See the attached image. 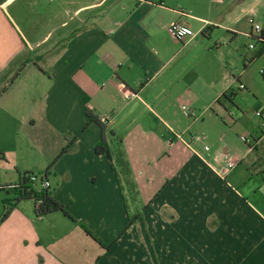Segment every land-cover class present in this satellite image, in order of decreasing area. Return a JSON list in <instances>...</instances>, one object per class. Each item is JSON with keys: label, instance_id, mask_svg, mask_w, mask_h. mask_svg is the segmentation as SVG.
Returning a JSON list of instances; mask_svg holds the SVG:
<instances>
[{"label": "crops", "instance_id": "obj_1", "mask_svg": "<svg viewBox=\"0 0 264 264\" xmlns=\"http://www.w3.org/2000/svg\"><path fill=\"white\" fill-rule=\"evenodd\" d=\"M106 1L0 0V90L6 87L0 94V124H10L8 138L20 140L21 146L27 145L25 149L34 153L38 164L22 168L25 172L45 171L53 162L47 182L55 200L75 219L70 221L60 213L37 218L33 203L22 201L1 221L8 197L0 189V264H264V216L250 202L251 187L264 185L252 183L249 177L256 165L249 157L264 142L262 132L261 137L252 138L253 146L243 158H228V148L217 152L212 163L190 153L158 194L157 206L150 203L139 213L137 200L123 204L111 162L92 151L101 131L88 123L85 110L106 119L104 134L110 149L121 152L122 133L134 138L140 134L139 120L133 116L147 85V80L139 84L136 92V78L130 72L156 66L153 79L159 80L165 64L158 54L147 57L143 43L134 35L139 25L127 14L126 6L116 2L118 8L113 4L104 8ZM238 10L227 12L218 24L220 43H201L206 36L182 43L174 57L187 54V69L197 65L193 68L196 79L184 77L183 87L174 90L205 91L210 95L203 102L207 107L221 106L222 97L224 103L236 106L234 99L244 90L264 125V48L255 43L253 53L243 55L238 47L240 37L246 38L247 33L254 41L248 19H254L257 8L250 4ZM178 17L176 22L189 26ZM242 18L249 32L241 29ZM194 21L206 25V35L210 34L211 19L196 17ZM173 46L175 51L178 43L173 41ZM211 54L217 56L215 63ZM11 64L13 71L1 79ZM29 65L36 70L24 71ZM174 82L170 79L168 88ZM130 93H137L138 98H126ZM130 109L131 114L118 125ZM126 122L124 130L117 129ZM140 125L150 127L147 121ZM26 130L34 133L24 135ZM177 133L168 128L167 137L162 136L165 147L177 144ZM200 135L204 136L200 142L190 137L191 145L198 149L199 144L203 152H209L207 135ZM21 146L19 153L24 152ZM7 148L1 151L13 152L12 146ZM182 150L188 149L183 146ZM228 162L241 166L240 180L231 175L236 169L222 173ZM261 173L264 181V170ZM19 174L14 182L0 187L15 184ZM135 213L134 224L122 232L127 214ZM80 224L102 245L86 235ZM115 239L109 249L104 247Z\"/></svg>", "mask_w": 264, "mask_h": 264}, {"label": "rangeland", "instance_id": "obj_2", "mask_svg": "<svg viewBox=\"0 0 264 264\" xmlns=\"http://www.w3.org/2000/svg\"><path fill=\"white\" fill-rule=\"evenodd\" d=\"M85 1L92 0H82V2ZM116 2H120L119 5L121 7L122 5L126 6L127 14H129L131 19L137 21L139 26L137 30L136 28L134 29V35L139 43H143L147 57L149 53L153 57L158 54L161 63L165 64L160 72L159 80L156 77L153 79L156 66H146L143 69L139 68L130 72V75L136 78V92L139 84H145L147 80V85L144 92L139 94L141 104L133 116V118L137 117L139 120V136L134 138L129 132L125 135L122 133L124 140L121 146V153L129 163L133 187L131 191H128L124 185L122 194L119 190L118 193L124 205L127 201L131 203L137 200V210L140 213L150 203L157 206L158 194L165 184L171 181L173 173L179 170L183 159L188 158L190 153H194L195 156L202 160L212 163V158L217 152L228 148V158L231 156L243 158L248 147L241 140V136L247 139V144L251 147L253 146L252 138L261 137V132L264 133L263 122L259 116H256V110L250 105L251 96H248L244 90H241L240 95L234 99L236 106L224 103L222 97L221 106L213 104L208 107L203 103L210 98V95H206L205 91L194 88L192 92L187 94L182 90H174L175 86L178 88L183 87L184 80L182 78L191 77L193 80L196 79L193 68H197V65L187 69V54H180L174 57L177 52L182 50L183 42L179 43L173 39L168 34L167 28L179 20V15L189 24L194 33L193 38L198 37L201 40L198 35L206 25L201 26L200 23L194 20L196 17H207L212 21L211 32L200 42L204 44L209 42L213 46V43L222 41V32L218 29V24H222L225 14L234 8L238 10L254 4L257 8V15L254 17V21L257 25L264 27V17L261 16L264 10V0H107L104 8L110 4L118 8V3ZM185 14L189 15L190 18H186ZM240 26L241 29L249 32L250 26L245 18L241 19ZM248 36L249 33L246 34V38L240 37L238 41V47L243 55L253 53L249 45H254L255 41L247 38ZM252 36L256 37V33L253 32ZM173 41L178 43L175 51ZM211 55L215 63L217 56H215L216 54ZM36 68L35 65L34 67L29 65L24 71H35ZM12 71L13 64L8 66L1 79ZM176 74L179 75L177 78ZM257 75V71H255L254 76ZM170 79H175L176 82H174L172 87L168 88L167 82ZM1 84L3 83L0 81V86L2 87L3 85ZM163 86L166 88L164 89L165 92L160 93ZM136 98H138L137 95ZM186 102L190 103L186 104ZM183 111L192 113L193 117H186ZM145 121L150 124V127H141L140 123ZM128 123L122 124L117 129L124 130ZM171 127L173 130L178 131V142L174 147L167 148L163 144L162 136L167 137L168 128ZM11 130L12 126L10 124H0V141L3 138V143L0 145V184L14 182L17 171L22 174L25 172V169L22 168H32L34 164H38L34 153L25 149L27 145L21 146L20 140H10L8 138ZM23 133L24 135L28 133L30 135L34 131L29 132L26 130ZM201 133L207 135L206 144L210 148L209 152H203L199 144H196L198 149L191 145L190 137L192 138ZM8 143H11V145L8 146ZM7 146L8 148L12 146V153L1 151ZM20 146L21 148L23 147L24 152L19 153L17 149ZM183 146L192 152L182 150ZM249 159L256 163L255 169L251 170V173L249 172L252 183L260 182L264 185L261 173V170H264V142L259 145L257 152L253 151L251 153ZM238 167L240 168L241 166L235 165L230 169V171L236 169L231 174L234 177L236 176V180H240ZM43 171L44 169L42 171L32 169L27 172L38 176L39 172ZM139 171H142L144 175L140 176ZM227 180H230V178ZM247 188L250 189V187ZM126 191H128V196ZM250 191L252 194L250 197L251 204H254L258 208V212L264 216V186L251 187ZM2 199L4 200V196ZM154 200H156V203ZM151 211L153 212V210ZM135 215L136 213L133 215L127 214V225L122 232H125L134 224L137 219L133 218ZM130 219H132L133 223L129 225ZM145 226H147L146 223H144ZM119 238L120 236L118 240Z\"/></svg>", "mask_w": 264, "mask_h": 264}, {"label": "trees", "instance_id": "obj_3", "mask_svg": "<svg viewBox=\"0 0 264 264\" xmlns=\"http://www.w3.org/2000/svg\"><path fill=\"white\" fill-rule=\"evenodd\" d=\"M259 37H255V43L260 45V48H264V30H262ZM260 41V42H259ZM259 42V43H258ZM261 52V51H260ZM259 52L255 54V56H259ZM21 69H19L16 74L11 78L9 83L13 82L15 78L18 76ZM6 90V87L0 90V94ZM225 97V96H224ZM228 98V97H227ZM218 102V101H217ZM85 115L88 118V123L95 124L101 131V137L98 144L92 149L95 154L105 155L108 160L111 162L112 170L117 180L118 190L120 193L122 192V184L126 186L128 191L132 190L133 184L130 180V168L128 162L124 159L122 153L120 151H112L110 149V145L106 140V136L104 131L106 130V121H101L98 117L94 116L89 110H85ZM111 135L112 132L110 131ZM264 136V133H262ZM74 140V139H73ZM73 142V141H72ZM248 148L249 145L245 143ZM71 143L68 144L65 148H63L60 154L66 152ZM1 156V153H0ZM53 162L47 167L45 171L39 173L38 176H35L33 173L25 172L18 175V181L7 187H0L1 190H4L7 194L8 200L4 202V213L2 215L1 221L6 218L11 208H13L17 203L22 201H31L34 206V216L39 218L46 216L52 213H60L70 221H75V219L68 213V211L64 208V206L55 200L53 196V190L50 187H43L41 184L44 181H47V177L49 175V170L52 166ZM122 194V193H121ZM123 196V195H122ZM10 197V198H9ZM136 214L133 218H137ZM133 221L130 219L129 225L132 224ZM81 229L88 235L90 238L95 240L98 244H101V241L97 239L83 224H80ZM115 240L104 246L106 249H109Z\"/></svg>", "mask_w": 264, "mask_h": 264}, {"label": "built area", "instance_id": "obj_4", "mask_svg": "<svg viewBox=\"0 0 264 264\" xmlns=\"http://www.w3.org/2000/svg\"><path fill=\"white\" fill-rule=\"evenodd\" d=\"M248 23L251 26V32L256 33L257 37H259L258 35L261 32L260 26L255 23L253 18H249L248 19ZM167 32L173 39H175L179 43L184 42L187 39H191L194 36V33L192 32L191 28L188 25H186L185 23H183V22H176V23L170 25L167 28ZM249 48L252 49L253 45H249ZM240 88H243V86L240 85ZM135 96H136L135 93H130L129 95L126 96V98L135 97ZM183 114L186 117H190V118L193 117L192 113H187V112L183 111ZM256 115H258V113H256ZM100 120L101 121H106V119H100ZM263 129H264V125H263ZM203 138H204L203 135H197V136H194L191 140H192V142H200V141L203 140ZM241 140L244 143L248 142L247 139L245 137H243V136H241ZM205 150H207L206 147H205ZM233 167H234V163L233 162H228L226 164V166L224 167V169L222 170V173L225 174L228 170H230ZM41 185L43 187H49V184H48L47 181H44Z\"/></svg>", "mask_w": 264, "mask_h": 264}, {"label": "water", "instance_id": "obj_5", "mask_svg": "<svg viewBox=\"0 0 264 264\" xmlns=\"http://www.w3.org/2000/svg\"><path fill=\"white\" fill-rule=\"evenodd\" d=\"M207 31L206 29L202 30L198 36H200L201 38L206 36ZM133 111V109H130L123 117L122 119L118 122V125L121 124L122 122H124L126 120V118L131 114V112Z\"/></svg>", "mask_w": 264, "mask_h": 264}]
</instances>
